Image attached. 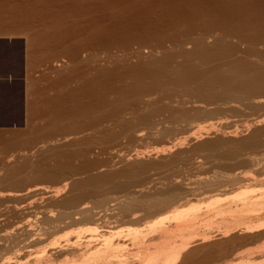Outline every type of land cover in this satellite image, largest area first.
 I'll return each mask as SVG.
<instances>
[{
	"label": "rangeland",
	"instance_id": "374dc122",
	"mask_svg": "<svg viewBox=\"0 0 264 264\" xmlns=\"http://www.w3.org/2000/svg\"><path fill=\"white\" fill-rule=\"evenodd\" d=\"M203 1L202 0H167V1L166 0H159V1L158 0H110V1L109 0H93V1L92 0H0V32L10 33L11 31H15L13 33H27L28 34V35L24 36V38L29 39L28 43L31 44L33 50L37 51V53L36 52H34V53H36V55L38 56V58L35 59V64L37 65V67L35 68L32 80L38 81L41 88H46V93H44L43 97H41L43 99V101H41V103H43V102H45V100H47L50 104L51 102H53L52 100L54 99V101H57V104H59V105H57L58 107H56L55 109L51 108V106H48L46 108L41 107L42 109L41 108L33 109L34 112L38 113V111H39V113H41L39 119L36 116L32 121H27L24 125H19L18 127H13L12 130L0 131V170L2 171L4 169L3 170V172H4L5 170L8 169V167L14 168L16 166V168H17V167H22L24 165L25 167L27 166V169L29 168V170H26V172L23 173V174H26L27 171L32 173V171H30V169L33 166V164H34L33 167H35V166L38 168L40 167V169H41V167L43 168L46 164V166H45L46 168H49V167L51 169L52 168L53 169L60 168L64 172V174L63 173L60 174L61 175L60 177H62V175H64L62 178H60V177L57 179L55 178L56 180L55 179L54 180L45 179L46 182H45V180L38 181L37 180L38 178L35 176L34 172L32 174L27 173L24 176V177H26V180L21 185L23 187L20 186L19 188H16L18 191L17 190L15 191L14 188L7 187L5 185H0V192H1L0 193V239H2V238L8 239V237L12 233L14 234L18 228L16 225H18V226L20 225L19 227H22V228L24 227L25 229L29 226V228H31V227L33 229L35 228L36 231L39 230V228L41 229V230L37 231L38 233L41 231L39 233V234H41V236H40L41 238L39 237V239L41 240L40 244L38 243L40 241H38V242H36L35 240L32 241L34 239V237L32 239L29 237L27 238V236L26 237L24 236V237L19 238L20 240H18V242L20 241V243L18 246L15 245L16 246L15 247L13 244H11V247L13 248L11 250L9 242H7V243L1 242V244H5L10 249L9 250L10 252L8 253V256L10 255L9 257L11 258V259L8 258L10 264L13 262L23 263V261H26V262L31 261V260L33 261L35 258L45 259V258H49V257L53 261L52 263H54V264H68L69 261L72 262V259L74 260L75 252H73V253L63 252L62 253L60 251V249H58L60 247V245L64 246L66 243H68V241L73 242L72 240L75 239L74 238L75 237V229L78 228L75 226V224H74L75 222H73V220H75V219L70 218L73 223H71V220L69 218L66 220H63L64 222H62V223L58 221L60 213H63V212H66V213L71 212L72 214L75 213V205H73L71 207L66 206V205L64 206V205H62L63 200L66 201V199L73 198L76 195V193L80 192L81 190H84V191L86 190L85 193L87 192V194L91 195V197H89L88 200H86L87 198L85 199L87 202L83 201L85 203H90V205L92 203H93L92 205L96 204V203H94L95 202L94 200L98 199L97 196H99L101 198L100 193H102V192L106 193L105 194L106 198H109V199L111 198L112 200L115 198L119 199L120 197L121 198L123 197L122 190L121 191L120 190L114 191L113 189H111V191H109L110 188L107 186H109L110 180L102 178L103 181L97 180V181H95L96 183L95 182H88V181H85V179L86 180L88 179V177H87L88 175H92V177L93 176L95 177V176L105 175V174H110V173L115 174V173H118L121 169L122 170L124 169V167H125L124 164L128 165V164H133V163H142V164L148 163V164L154 165L153 166L154 168L151 166L150 168L147 169L146 173H147V176H149V179L151 178V180H154L153 182L151 180L150 181L154 185L158 186V187L156 186L158 188V189L157 188L155 189L156 191L161 189L160 187H162V186L160 184L164 183L163 179L166 180L172 174L176 175V176L170 177V180L175 179V178H178V179L180 178L181 181H179L178 179H176V180H178L179 183H181L182 185L186 186V189L184 187V189L186 191L190 190V188L191 189L194 188L193 189L194 192L190 193L191 195L188 198L189 200L191 199L190 204L192 202L193 203V204H191L192 206L194 204L196 205L195 207L193 206V209H196L197 206H199V208L202 209V211H205L207 208L206 203L208 204V202H209V201L208 202H206V201L209 200L211 197H215V196L219 195L216 192L211 193V194L205 193L204 190L196 188V186H191L192 183H198L201 181H205L206 179L207 180L214 179L215 177L219 176V174H221L223 172V169L221 168L222 165L221 164L219 165V162H218L219 159H217L218 157L215 158L218 155H215V153L209 154L210 152L208 150L207 151L203 150L202 152H198V153H194V154H191L189 151L191 149H193L195 146L200 145V144L205 143V142H208V143L215 145L217 142H223V141L228 142V141H238V140L240 141V140L246 139L247 137H249V135L252 134L253 131L263 128L262 126H264V124H262L261 126H257V125L255 126V123L260 121L261 120L260 118L262 116L264 117V105L262 107H258V108L252 109V110H247V109H244L238 105L232 104V106H233L232 108L234 110L230 111V110H228V107H227V109L225 107H223L224 109H222V107H221L222 110H219L220 112L213 115V114L208 113L213 107H206V106H203L200 104L199 105L190 104L188 102L189 100H188L187 96H184V95L178 94V93L173 94L171 97L170 96L164 97L166 94L161 92V93H153L150 96H149V94H151V93H147L146 94L147 96H145V94H144V97L141 96L140 100L136 101L137 103L132 102L133 99H130V98H133L134 95H130L131 97L129 96L128 98H126L127 101L130 100V105H127L129 102L127 104H124V106H127V108H125L124 106H123L124 107L123 109L119 108V107L116 108L114 104L118 105V103L113 102V101H115L114 97L111 98L112 96L111 97L109 96L110 93L107 92L108 87L109 86H111V87L117 86L118 87L120 85V87L125 86L124 88H126V86H127L128 88H130L131 86L135 85L134 78L132 77V79L128 80V78H131V77L125 76V78L126 77L127 78L123 79L124 76L121 75L122 78L121 79L119 78L120 80H118V79H116L117 78L116 74H115V76L113 74L112 75L113 78L110 80L112 81L113 79H115V81L114 80L112 81L114 83V85H112L113 83L109 82L110 81L109 79H105L104 75H100V73L97 72V70L100 67H105L107 71L109 70V72L112 69H114L113 71L115 72L118 69L121 70L126 65L129 66V64H128L129 62H130V64H132L131 66H133L135 63H138L140 66L141 65L140 63L145 62L142 64V66H144L143 67L144 70H141L142 69L141 66H140L141 68L140 67L137 68L138 71L140 70V72H142V73H143V71L146 72L147 69L149 70V68L153 69V70L150 69L149 71H151V70L156 71V69L157 70L161 69L163 71L162 68H164L165 71L167 69L170 70V68L172 69V67H175V65H178L180 63L185 62V59L182 56L181 51L183 53L184 52L188 53V50H189V52L192 50V46L187 45V47L184 46L180 51V47H179L180 42L179 41L184 39L183 37H186V36L187 37L192 36L194 38V36L196 35L195 36L196 38L198 36L200 37V34L203 35V32H205V34L208 33L207 35H209V36H210V34L213 35V33H214V35L211 36L213 39L209 38L208 40L206 39L207 41H205V43H207V45L210 44V46L213 44L214 37H217V36L218 37H224L226 35L224 38H226V39L229 38L227 40L228 42L226 41L227 44H231V43L237 44L238 43L237 34H239V36L241 34L242 35L245 34V36H250V39H252V40L256 39V37L258 38V35L260 36L261 34H263V32H264V24H263L264 23V0H235L236 2L234 0H218V1L217 0H203ZM245 3H247L248 6ZM190 5H194V6H190ZM210 5H212L213 8ZM220 5L222 8L220 7ZM205 6H206V8H205ZM207 6L209 8H207ZM127 7L129 8V10ZM167 7H169V8H167ZM190 7H191V9H190ZM233 7H235V8H233ZM240 8L242 11L240 10ZM258 8H259V10H258ZM188 9H189V11H188ZM210 9H211V11H210ZM223 9H225L226 12ZM193 10H195V11H193ZM217 10H219V11H217ZM148 11H149V13H147ZM227 11H230V12H227ZM194 12H196V14H194ZM212 12H214V13H212ZM238 12H240V13H238ZM225 13H226V15H225ZM219 14L221 16H219ZM124 15L126 16V18H124L125 17ZM170 15H171V17H170ZM201 15H203V16H201ZM146 16H148V17H146ZM182 16H183V18L185 17L186 19L185 18L182 19ZM207 17H209L211 19H209V18L207 19ZM229 17L232 18L231 20H233V21H231ZM149 18H150V20H149ZM169 18L172 19L173 21L171 22ZM204 18H205V20H204ZM126 19H128V20H126ZM147 19H148V21H147ZM130 20H132V21H130ZM178 20H180V21H178ZM242 20H244V21H242ZM144 21L145 22L147 21V23H145ZM158 21L160 24L158 23ZM187 21H189V23ZM193 21L195 23H193ZM220 23L222 26L224 25V27L220 26ZM184 24H186L185 27H184ZM230 24H231V27L229 28ZM111 25H113V26H111ZM189 25H191V26H189ZM226 26H228V27L225 28ZM237 26H238V28H237ZM190 27H191V29H189ZM241 28H244V29H241ZM183 29H184V31H183ZM234 30H236V31H234ZM244 30H245V32H244ZM206 31H209V32H206ZM233 31H234L235 35H234ZM246 31L248 32V34ZM261 31H262V33H260ZM110 32H112V33H110ZM169 32L172 35L169 34ZM192 32H193V34H192ZM221 32H222V34H221ZM223 33H225V34H223ZM158 34H160V35H158ZM183 34L185 36H183ZM145 35L148 36V38ZM151 36H153L155 39ZM175 36H176V38L178 36L179 37L176 39ZM230 37H232V39H230ZM139 38H141L142 40ZM152 38L155 41L156 45L154 44L153 40H149ZM179 38H180V40H179ZM164 40H166V41H164ZM163 41L165 43V46L163 45L164 44ZM126 42H128V45L126 44ZM138 42H139V45H138ZM176 42H177V44H176ZM125 45H127V47ZM157 45H159V46L162 45V48L164 49L163 52H166L167 54L170 55V59L168 60L169 62L166 61L167 59L165 60V62L163 61L165 59V58L163 59V55H165L166 53L162 54L161 52H159L158 55H157V53L156 54L154 53V55H152V57H151V55L149 53L150 50L147 51V49H145L146 48L145 46H147L148 49H151V48H156ZM172 45H175V46H172ZM142 46L144 47V50H146V53L142 52L140 54V57H137L138 60H136V58L134 59V57H135L134 53L137 51V47L140 49ZM153 46H155V47H153ZM134 48H135V51H134ZM172 48L174 49V51ZM246 48H247L246 43L241 45V47L239 48V51L236 52L234 54V56H232V57L237 58L239 56V57L247 58L252 63H258L259 60H258V58H256V56H252V54H250V53H247L248 56H247V54H244ZM115 49H117L116 52H114ZM124 49H125V51H124ZM256 49H258V51L264 53V47L259 46ZM103 52H104V55H103ZM171 52L174 54L172 55ZM129 53H131V54L133 53L132 54L133 57ZM249 54H250V56H249ZM94 55H95V58L97 56L96 59L94 58ZM123 55H125V56H123ZM126 55H129V56L126 57ZM130 56L132 57V59L130 58ZM144 56L147 57L146 58L147 61L145 60ZM105 57H106V59H105ZM109 57H110V60H109ZM114 57H116V58H114ZM142 57H143V59H142ZM99 58H101V59H99ZM139 58H140V60H139ZM152 58H154V60ZM158 58L162 59V60L159 61ZM81 60L85 61L86 64ZM102 60H104L105 62ZM113 60H114V63H113ZM133 60H135V61H133ZM186 60H188V59H186ZM192 60H193V63H195V61H197L193 58L189 59L190 62H192ZM148 61L154 62V64L151 66H148L149 65ZM155 61L158 63L160 62V64L156 65L157 63L155 64ZM109 62L113 63V64L111 65ZM126 62H128V63H126ZM80 63H81V65L78 66ZM94 63H96V66H94L95 65ZM75 64H78V65H75ZM145 64H147V65H145ZM155 65H156V68H153V66H155ZM76 66H78V67H76ZM120 66H122V67H120ZM134 66H136V65H134ZM93 67H95V68H93ZM113 71H111V72H113ZM149 71H147V72H149ZM96 72H97V75H96ZM145 72L143 74V79L145 82H147L148 78H145L146 77ZM86 74L89 76L87 77ZM94 74H95V77L93 76ZM97 76H99L100 78ZM102 76L104 78H102ZM84 78H86L90 81L84 80ZM95 79L98 83H96L94 85V83L96 82ZM76 81H77V83H76ZM79 81H81V82L79 83ZM124 81L127 82L128 84L125 83ZM133 81H134V83H133L134 85L132 84ZM119 82H121V84ZM122 82L124 83L123 85H122ZM83 83L85 86L83 85ZM148 83L149 82H147L145 84L147 85ZM53 84L56 85V91H52V89H51ZM115 84H116V86H115ZM117 84H119V85H117ZM81 86H82L83 90H81L82 93H81V91L79 93L82 94L84 100L82 99L80 101L84 102L85 99L88 98L89 100H87V101L89 102L90 106L88 107L89 104L87 103V101L82 103V104H84V108L87 111L84 110V108H83V110H81L82 112L85 111L84 112L85 114L80 112L82 114L81 115L82 118H80L79 112H78L79 113L78 115L76 114V119H77V116H79V118H78L79 120H77V123L80 120L81 121L83 120V121L78 123L82 128L81 129L78 128L75 130V125H74L75 124V113H74L75 112L74 111L75 110V108H74V106H75V92L74 91H75V88H79ZM68 87H69V89H68ZM86 87H88V88H86ZM103 87H106V89L104 88V90H103ZM96 90H97V92H95V93H97L98 95L94 93V91H96ZM101 91H102V94H101ZM84 94H86V95H84ZM94 94H95V96H94ZM103 94H105V95H103ZM87 95H88V97H87ZM90 95H91V97H90ZM106 95L109 98H111V101L114 103L112 105L115 108L113 109V107H110L113 111L112 113L107 112V111H109L110 108L106 107V105L108 103L106 104L105 100L108 101L110 99ZM93 98H94V100H93ZM103 98H106V99H103ZM91 100H93V101H91ZM99 100H101V101L99 102ZM152 100L155 102L161 101V105H165V106L167 105L170 107V109H173L174 111H179V109L180 110L185 109V111H188V115H190V116L186 117V122H171V120L169 119L171 117V114H169L168 112H165V113L162 112V114H160L155 119L156 120V126L154 125L155 128L152 127L153 129H151L149 127H147V128L144 127V129L141 128V130L138 129L139 132H136L134 139L133 138L132 139L124 138L122 133H121L122 134L121 136H123V138L120 137L119 136L120 133L118 134V132H120V129L116 126H114V128H116V130L113 129V125L105 122V120H104L106 118L105 115H107V114L113 115L115 118L117 117V119L121 120V121L126 120V119L131 120V118L133 119V116L131 115L132 114L131 110H133L134 107H135L134 110L136 109V111L143 110L144 104L148 103V101H152ZM94 101L97 103V105H96V103L94 104ZM99 103H100V105H99ZM103 103H104V105H103ZM141 103H142V105H141ZM60 104H61V106H60ZM93 104L96 108L93 106ZM68 105H70V106H68ZM98 105L100 107V110H99ZM130 106H132L133 108ZM138 106H140L141 108L139 107V109H138L137 108ZM101 107H102V109H101ZM61 108H64V110ZM69 108L72 112L69 111ZM87 108H89V109H87ZM93 108H95V109L90 110ZM107 108H108V110H107ZM118 108H119V110L117 111ZM96 109H98L100 112L97 110L99 112L98 113L96 111ZM123 110H125V111H123ZM88 111H90V112H88ZM92 111L94 113L96 112L98 115L96 113H95V115H93L94 113ZM121 111H123V112H121ZM197 111H200V113H202V115L199 116V113ZM62 112L64 113L63 116H62V114H63ZM104 112H105V114H104ZM109 112H111V111H109ZM55 113H56V116H55ZM86 113H87V115H86ZM90 113L92 114V117L90 116L91 115ZM196 113H198V115ZM206 113H208V114H206ZM58 114H60V115H58ZM99 114L101 115L100 116L101 118L100 117H97V118H100L102 120V121L100 120V123H99L100 125L97 124L96 125L97 127L95 126V130H89L88 131V128L86 130V125L90 124V119L92 121L93 117L99 116ZM195 115H197V117ZM58 116H59V118H58ZM64 117H66V118H64ZM70 117H72V118H70ZM56 118H57V120H56ZM83 118H85V120ZM61 119L63 121L60 122L59 124H57L59 121H61ZM65 120H67V121H65ZM219 121L221 122V125H219V126L214 125V124L220 123ZM66 122L67 123L69 122V123L67 124ZM55 123H56V125H53ZM253 123H254V126H253ZM64 124L67 126H63ZM83 125H84L85 129L83 128ZM212 125H214V128L216 127L218 130H220L219 132H221V133H219V135L214 134V132L210 128ZM250 125H252L251 129L249 128ZM52 126H54V127H52ZM99 126H100V128H99ZM56 127L59 130H57ZM254 127H256V129ZM71 128H72V130H71ZM42 129L44 130V132ZM50 129L52 131H50ZM79 129H80V131H79ZM105 129H107V130H105ZM39 130H40V132H39ZM166 130L169 131V133L167 134V136L164 139L162 138L163 139L162 140L161 139L162 134ZM76 131H78V132H76ZM109 131L112 133H115V134L117 133L116 135H118L119 138L116 141L113 140L110 143L107 142L105 139H103L101 141L97 140L98 142L96 140H95V142L93 140H91V139H95L94 138L95 134H96L95 137L100 138V137H102V134L107 135V133H110ZM229 131L230 132H237L238 131L237 132L238 137H236V138L235 137H229L227 135ZM41 132H43V133H41ZM74 132H76V134ZM160 132H162V134ZM192 132H193V134L195 133V136H201V138H200L201 140L199 142L198 141L197 142L196 141L187 142V144L185 145V147L183 149H177V150H175V152L170 153L171 155L170 154H167V155H161L160 154L161 150H163V149H165L171 145L176 144L178 140H181L185 137L187 138L188 136H190L192 134ZM142 133H143V136H142ZM207 133H209V134H207ZM138 134H141L140 135L141 137ZM104 135H103V137H105ZM102 138H100V139H102ZM120 138H122V139H120ZM174 141L176 143H174ZM55 144H56V146H55ZM50 145H52V146H50ZM72 146H74V147H72ZM47 147L48 148H54V147L56 148V153H54V156L53 155L49 156L46 152H44L45 149H48ZM216 150L219 153V152L224 151V148H219ZM39 151L43 152V154L40 153ZM157 151H158L157 155L159 157L156 155ZM4 152H5V154H4ZM60 152H61V154H60ZM65 152H67L69 155ZM135 152L137 154L141 153V152L143 154V152H144V154H146L147 156L143 154L142 155L143 159L139 160V162H138V161L134 160L135 155H136ZM255 153L256 154H254L255 156L253 155V157L261 158V156H262L264 158V145L261 146L258 149V151ZM179 154L181 155V158H188L189 161L187 163H183L178 159V160H175L176 162L173 164L172 167L171 166L169 167L168 163L170 161V158L171 157L176 158ZM3 155H5V156L3 157ZM40 155H42V156H40ZM83 155H84V157H83ZM132 155H133V157H131V158L133 159V161L131 159L130 160L131 162L130 161L128 162L127 159L130 158L128 156H132ZM53 157H55V158H53ZM36 159H37V161H36ZM126 160H127V162H125ZM39 161L40 162L42 161L41 164ZM47 161H48V164H47ZM50 161H52V162H50ZM197 162H199V163H197ZM191 163H194L196 166L194 164H192L193 167H191V165H190ZM31 164H32V166H31ZM52 165H54L55 167ZM194 166H195V168H194ZM76 168L78 169V171L80 170L78 173L81 172L80 175H83V176L74 175ZM219 168H221L222 170ZM71 169L73 170V172H71L72 171ZM245 169H246V171L252 170L249 167H246ZM1 171H0V173H1ZM85 171H88V173L86 175L83 174V173H86ZM5 173H6V171L4 172V174L1 173L2 175L0 177L2 178L5 175ZM23 174H22V176H23ZM167 176H169V177H167ZM178 176H180V177H178ZM76 179L79 181H81V180L83 181L82 185H81L82 187L80 186L78 189H72L73 186L70 184L72 182H75ZM149 179L147 177L146 180L148 181ZM35 180H36V182H35ZM58 180H61V181H58ZM112 180L115 184L116 183L119 184L124 180V177L122 178V176H117V174H115V177L112 178ZM105 181H107V183L103 185L102 183H104ZM150 181H148V182H150ZM88 183H89V185H88ZM94 183H95V185H94ZM145 183H147V182L145 181ZM37 187L38 188L43 187L45 189H48L47 191L49 193L48 192H46L45 194H40V193L37 194L35 192L33 193V190H35ZM103 187L105 190L103 189ZM8 188H11V189H8ZM49 188H50L51 192L49 191ZM99 188L102 190H99ZM29 189H31V191H30V193H27L29 191ZM56 189H58L59 193H58V191H56ZM155 190L147 189V190H145L146 192L145 191L144 192L147 193L149 191L151 193H154V192H156ZM256 190H258V189L256 188L254 192H256ZM8 191L13 192L14 196H11L12 198L6 196ZM130 191L132 192L133 190H130ZM259 191L260 190L257 191V194L254 192H252V193H253V195L255 194L256 196H259V195L264 196V193H263L264 191L263 192L260 191L263 194H258V193H260ZM91 192H92V194L94 193L93 195L95 197H92ZM96 192H97V194H100V195H96L95 194ZM115 192H117V193H115ZM131 192H128V193H131ZM128 193L125 192L124 195L125 194L128 195ZM16 194H19V195H16ZM56 194L58 197L55 196ZM102 196H104V193H102ZM198 198H199V200H198ZM89 199H92V200H89ZM203 201H204L205 205H204ZM181 202H182V200L180 201V203ZM197 203H199V204H197ZM200 203L201 204L203 203V205H201ZM191 205H189V206L192 208ZM209 205L210 204H208V206ZM91 207H93V206H91ZM53 219H55V220H53ZM40 221H41V223H39ZM30 223H32V224L30 225ZM33 229H32V231L34 232L35 229L34 230ZM36 231H35V233L38 234ZM45 231L48 234H46ZM44 233H45V236L43 235ZM211 233H212L211 235L213 237H211L210 242H208L207 244H201L200 242L197 243V241H196V242H194V244L191 247V249L194 248L195 250L194 249H192V250L190 249V250L191 251L194 250L197 252L199 251V253L201 254V253H204V251L205 252L207 251V250H203V247L205 245H208V246L210 244L214 245V243L218 244V243H222L224 241L229 240V238H225V237L223 238V236L221 235L222 231L220 229H218L216 226L211 227ZM2 235H4V236H2ZM235 235L239 236L240 234L236 233ZM71 236H72V238H71ZM21 241H22V243H21ZM199 243L201 245H198ZM23 244H24V246H23ZM53 244H56V245H53ZM57 244L59 245V247ZM51 246H53V249L55 247H58L56 249H58L59 252L56 249H54L55 252H57V253L54 252L53 254L52 253L49 254L50 253L49 251H51V252L54 251L52 248L51 249L53 251L50 249ZM14 247H15V249H14ZM195 247H198V249ZM234 247L239 252L240 251L246 252V250H247V252H251V250H254V252H256L258 249L264 248V236L258 238L257 240L246 242V243L245 242H239ZM45 249H46V251H45ZM48 249H50V250H48ZM202 250H203V252H202ZM209 250H211V251L213 250L211 248V246H210V249H208V251ZM3 254H5V253L3 252ZM54 254H56L57 256ZM0 256H2V255H0ZM262 256L263 255L256 253L254 255V258L260 259V258H262ZM8 259H7V262H8ZM222 262H224V260L221 261V263Z\"/></svg>",
	"mask_w": 264,
	"mask_h": 264
},
{
	"label": "bare ground",
	"instance_id": "6f19581e",
	"mask_svg": "<svg viewBox=\"0 0 264 264\" xmlns=\"http://www.w3.org/2000/svg\"><path fill=\"white\" fill-rule=\"evenodd\" d=\"M245 4H247V3H245ZM190 6H194V5H190ZM210 6H212V5H210ZM247 6H248V4H247ZM220 7H221V5H220ZM167 8H169V7H167ZM205 8H206V6H205ZM207 8H209V7L207 6ZM212 8H213V6H212ZM233 8H235V7H233ZM190 9H191V7H190ZM211 9H210V11H211ZM225 9H223V10H225ZM128 10H129V8H128ZM240 10H241V8H240ZM258 10H259V8H258ZM188 11H189V9H188ZM193 11H195V10H193ZM217 11H219V10H217ZM225 12H226V10H225ZM227 12H230V11H227ZM240 12H238V13H240ZM147 13H149V11ZM212 13H214V12H212ZM194 14H196V12H194ZM225 15H226V13H225ZM183 16H182V19L185 18V17L183 18ZM201 16H203V15H201ZM219 16H221V15L219 14ZM146 17H148V16H146ZM170 17H171V15H170ZM124 18H126V16ZM208 18L209 17H207V19ZM209 19H211V18H209ZM231 19L232 18H230V20ZM126 20H128V19H126ZM149 20H150V18H149ZM204 20H205V18H204ZM130 21H132V20H130ZM147 21H148V19H147ZM147 21L146 22L144 21V22L147 23ZM170 21L172 22L173 20L170 19ZM178 21H180V20H178ZM231 21H233V20H231ZM242 21H244V20H242ZM187 22L189 23V21H187ZM158 23H159V21H158ZM193 23H195V22L193 21ZM186 24H184V27H185ZM111 26H113V25H111ZM189 26H191V25H189ZM220 26H222L221 23H220ZM222 27H224V25ZM227 27L228 26H226L225 28H227ZM230 27H231V24H230L229 28ZM237 28H238V26H237ZM189 29H191V27ZM241 29H244V28H241ZM183 31H184V29H183ZM234 31H236V30H234ZM234 31H233V33H234ZM262 31L260 33H262ZM206 32H209V31H206ZM244 32H245V30H244ZM110 33H112V32H110ZM169 34H171V33L169 32ZM184 34H183V36H185ZM192 34H193V32H192ZM207 34H205V32H203V35L200 34V37L198 36L197 38L195 37L196 35L194 36V38L192 36L191 37H189V36L187 37L186 36V37H183L184 39H182L181 41H179L180 40V38H179L178 41L180 42V44H179L180 51H181V49L184 46L187 47V45H191L192 46V50L190 52L188 50V53L187 52L183 53L181 51L182 56L185 59V62L180 63L178 65H175V67H172V69L170 68V70L167 69L168 71L167 70L165 71L164 68H162L163 71L161 69L160 70L156 69V71H152L153 70L152 68H149V70L152 69L151 71H149L146 68L147 71H149V72L143 71V73H142V72H140V70L138 71L137 68H139L140 66L142 67L141 70H144L143 69L144 66H142V64L145 63V62H143V63L139 62L141 64L140 66H139L138 63H135V64L133 63L136 66L138 65L137 67L134 66V65H133L134 66L133 67V66H131L132 64H130V62L129 63L126 62V63L129 64V66L126 65L121 70L118 69L115 72L113 71L114 69L111 70L113 72H111V71L109 72V70L107 71L105 67H100L97 70V72H99L100 75H104L105 79H109L110 80V79L113 78L112 75L114 74V76H115V74H116V76H117L116 79H118V80H120L122 78V76H124L123 79L125 78V76H127V77L130 76L131 78H128V80L132 79V77L135 80V85L133 84L134 81L132 82V84L134 86H131L129 84L131 86L130 88H128L127 86H126V88H124L125 86L120 87L119 84H117V85H119L118 87L116 86V84H115L116 87L109 86L107 92L110 93L109 96L110 97L112 96L111 98L114 97L115 101H113V102L118 103V105L114 104L111 101V98H109L106 95L110 99L108 101L105 100L106 102L104 101L106 104L108 103L106 105V107H109V108L113 107V109L115 107L116 108L119 107V108H122V109L124 107L127 108V106H124V104H127L129 102L127 105H130V100L129 101L126 100V98H128L130 95H134L133 98H130V99H133L132 102L137 103L136 101L140 100L141 96L144 97V94H145V96H147L146 95L147 93H151V94H149V96H150L153 93H161V92L166 94L164 97H169V96L171 97L173 94L178 93V94H182L184 96H187V98L189 100L188 102L190 104H193V105H195V104L199 105L200 104V105H203V106H206V107H213L208 112L209 114H213V115H215L216 113L220 112L219 110L224 109L223 107H225L226 109L228 107V110H230V111L234 110L232 108L233 107L232 104L233 105H238V106H240V107H242L244 109H247V110H252V109H255V108H258V107H262L264 105V53L258 51V49H256V48L259 47V46L264 47V32L260 36L258 35V38L256 37V39H254V40L250 39V36H245V34H243V35L241 34L240 36H239V34H237V36H238L237 37V40H238L237 44H232V43L231 44H227L226 41L229 38L228 39L224 38L226 35L224 37H218L217 36V37H214V41H213V44L211 46H210V44L207 45V43H205V41H207L209 38H212L211 36H213L214 33H213V35L210 34V36L207 35ZM221 34H222V32H221ZM223 34H225V33H223ZM247 34H248V32H247ZM158 35H160V34H158ZM234 35H235V33H234ZM146 37L148 38V36H146ZM151 37H153V36H151ZM153 38L149 39V40H153ZM175 38H176V36H175ZM139 39H141V38H139ZM230 39H232V37H230ZM164 41H166V40H164ZM164 41H163V43H164ZM153 42L155 44L154 40H153ZM245 43L247 44V48H246L244 54L250 53V54H252V56H256V58H258V60H259L258 63H252L247 58H243V57H239V56H238L239 58L238 57L237 58H235V57L233 58L232 57V56H234V54L236 52L239 51V48L241 47V45H243ZM126 44L128 45V42H126ZM176 44H177V42H176ZM127 45H125V46L127 47ZM138 45H139V42H138ZM163 45L165 46V43ZM172 46H175V45H172ZM142 47L140 49L137 47V51L134 53V56H135L134 59L136 58V60H138L137 57H140V54L142 52L146 53V50H144V47L143 48ZM145 47H146L145 49H147V51L150 50L149 53H150L151 57H152V55H154V53L155 54L157 53V55H158L159 52H161L162 54L166 53V52H163L164 49L162 48V45L161 46L157 45L156 48H151V49H148L147 46H145ZM153 47H155V46H153ZM116 50L117 49H115L114 52H116ZM124 51H125V49H124ZM134 51H135V48H134ZM173 51H174V49H173ZM129 54H131V53H129ZM132 54H131V56L133 57ZM173 54L174 53H172V55ZM250 54H249V56H250ZM103 55H104V52H103ZM123 56H125V55H123ZM127 56H129V55H126V57ZM131 56H130V58L132 59ZM247 56H248V54H247ZM116 57H114V58H116ZM94 58H95V55H94ZM96 58H97V56H96ZM146 58L147 57H145V60H146ZM190 58H193V59H195L197 61H195V63H193V60H192V62H190L189 61ZM99 59H101V58H99ZM105 59H106V57H105ZM142 59H143V57H142ZM152 59L154 60V58H152ZM163 59H164L163 60L164 62H165L166 59H167L166 61H168L170 59V55L166 53L165 55H163ZM186 59H188V60H186ZM109 60H110V57H109ZM139 60H140V58H139ZM160 60H162V59H159V61ZM81 61H83V60H81ZM102 61H104V60H102ZM133 61H135V60H133ZM83 62L85 63V61H83ZM113 63H114V60H113ZM113 63H110V64L112 65ZM94 64L93 65L96 66V63H94ZM148 64H149L148 66H151V65L154 64V62L148 61ZM155 64L158 65V64H160V62L158 63V62L155 61ZM75 65H78V64H75ZM80 65H81V63L78 66H80ZM145 65H147V64H145ZM156 65L153 66V68H156ZM78 66H76V67H78ZM120 67H122V66H120ZM93 68H95V67H93ZM97 72H96V75H97ZM144 72L146 73L145 74L146 75L145 78H148V80H149V81L147 80V82H149L147 85L145 84L147 82H145L144 79H143ZM86 76L88 77L89 75L86 74ZM93 76L95 77V74ZM99 76H97V77H99ZM102 78H104V77L102 76ZM84 80H88V79L84 78ZM113 80L115 81V79H113ZM88 81H90V80H88ZM95 81H96V79H95ZM112 81L110 80L109 82H112ZM80 82L81 81H79V83ZM76 83H77V81H76ZM96 83H98V82L96 81L94 83V85ZM119 83L121 84V82H119ZM125 83H127V82H125ZM123 84L124 83L122 82V85ZM83 85H84V83H83ZM112 85H114V83ZM86 88H88V87H86ZM104 88L106 89V87H103V90H104ZM68 89H69V87H68ZM81 90H83L82 86L79 87V88H75V91H74L75 92V106H74V108H75L74 111L75 112L74 111L73 112L75 113V124H74L75 125V130L78 129V128H80V129L82 128L78 123L83 121V120L82 121L80 120L77 123V120H79L78 119L79 116H77V119H76V114L78 115L80 112L85 114L84 113L85 111H83V112L81 111L84 108V104H82V103H84L87 100H89L87 98V99H85L84 102L80 101V100L83 99V96L81 94L82 93ZM80 91H81V93H79ZM95 92H97V90L94 91V93ZM95 94H97V93H95ZM95 94H94V96H95ZM101 94H102V91H101ZM84 95H86V94H84ZM91 95H90V97H91ZM103 95H105V94H103ZM87 97H88V95H87ZM103 99H106V98H103ZM93 100H94V98H93ZM93 100H91V101H93ZM100 101L101 100H99V102ZM87 103L89 104L88 101H87ZM95 103L96 102L94 101V104ZM94 104H93V106H94ZM112 104H114L115 107ZM96 105H97V103H96ZM99 105H100V103H99ZM99 105H98V107H99ZM103 105H104V103H103ZM141 105H142V103H141ZM60 106H61V104H60ZM68 106H70V105H68ZM89 106H90V104L88 105V107ZM130 107H132V106H130ZM139 107L140 106H138L137 108L139 109ZM221 107H222V109H221ZM95 108L90 109V110H94ZM119 108L117 109V111L119 110ZM134 108H133V110H131L129 108L132 111L131 115L133 116V119L131 118V120H127L126 119V120H122L121 121V120H118L117 117L115 118L113 115H109L107 113H106L107 115H105L106 118L104 120H105V122L110 123L111 125H113V129L116 130V128H114V126H116V127H118L120 129V132H118V134L120 133L119 134L120 137L123 138V136H124V138H128V139H132L133 138L134 139V136L136 135V132H139L138 129L141 130V128L144 129V127L145 128L149 127L151 129L155 128L154 127V125L156 126V120L155 119L160 114H162V112H164V113L168 112L169 114H171V117L169 118L171 120V122H186V117L190 116V115H188V111H185V109L184 110L183 109L182 110L179 109V111H174L173 109H170V107L167 106V105L166 106L165 105H161V101H158V102H155L153 100L152 101H148V103L144 104V109L143 110L136 111V109L134 110ZM61 109L64 110V108H61ZM87 109H89V108H87ZM101 109H102V107H101ZM110 109H109V111H111V112L107 111L108 113H112L113 112L112 109L111 110ZM84 110H86V109L84 108ZM97 110L98 109H96V111ZM99 110H100V107H99ZM107 110H108V108H107ZM69 111H71L70 108H69ZM123 111H125V110H123ZM123 111H121V112H123ZM88 112H90V111H88ZM197 112L199 113V116L202 115V113H200V111H197ZM81 113H80V118H82L81 117V115H82ZM95 113L93 115H95ZM198 113H196V114L198 115ZM208 113H206V114H208ZM104 114H105V112H104ZM58 115H60V114H58ZM63 115H64V113L62 114V116ZM86 115H87V113H86ZM197 115H195V116L197 117ZM55 116H56V113H55ZM90 116L92 117V114ZM100 116H101L100 114H99V116H96V117L94 116L92 121L90 119V124L86 125V130H87V128H88V131L89 130H95V126L100 123V120H101ZM97 117H100V118H97ZM58 118H59V116H58ZM64 118H66V117H64ZM70 118H72V117H70ZM83 119L85 120V118H83ZM260 119H261L260 121L255 123V126L256 125L257 126H261L262 124H264V117L262 116ZM56 120H57V118H56ZM62 121L63 120L61 119V121H59L57 124H59ZM65 121H67V120H65ZM65 124L63 126H67ZM53 125H56V123L53 124ZM84 125H83V128H84ZM214 125L219 126V125H221V122L217 123V124H214ZM214 125H212L210 128L212 129V131L214 132L215 135H219V133H221V132H219L220 130H218L216 127L214 128ZM251 126L252 125H250V127H249L250 129H251ZM253 126H254V123H253ZM52 127H54V126H52ZM262 127L263 128L259 129V130H255L256 127H254L255 131H253L252 134L249 135V137H247L244 140L228 141V142H224V141L223 142H217L215 145L211 144V143H208V142H205V143H202L200 145L195 146L193 149H191L189 151L191 154H194V153L202 152L203 150H206V151L208 150L210 152L209 154H214L215 153V155H218L215 158L218 157L217 159H219V161H218L219 165L220 164L222 165L221 168L223 169V172L221 174H219V176H217V177H215L214 179H211V180L210 179L209 180L206 179L205 181H201V182H198V183H192L191 184V186H196V188L204 190L205 193H210L211 194V193L216 192L217 194H219V195L216 194L217 196L211 197L210 199L208 198L209 200H207L206 202L209 201L208 204H210V205L208 206V204L206 203V207L208 209L206 208L205 211H202V209H200L199 206H197L198 209L197 208L193 209V206L195 207L196 205L194 204L192 206L191 204H193V203L191 202V204H190V200L191 199L189 200L188 198L191 195L190 193L194 192L193 191L194 188H192V189L190 188V190L186 191L185 190L186 186H184L181 183H179V181H181L180 178L179 179L175 178V179L170 180V177H173V176L175 177L176 175L172 174V175H170V177L167 176L169 178H167L166 180L163 179V182L165 184L164 183L160 184L162 186V187H160L161 189L156 191L155 189L158 186L154 185L152 183L154 180H151V178L149 179V176H147V173H146L147 169L150 168L151 166L153 167L154 165H151V164H148V163L147 164H142V163L128 164L127 163L128 165L124 164L125 165L124 169L123 170L121 169L122 171L120 170L118 173H115V174H117V176H122V178L124 177V180L121 183H119V184L118 183L115 184L113 182L114 179L112 180V178L115 177V174H113V173L112 174L110 173V174H105V175H99V176H95V177L94 176L92 177V175H88L87 176L88 179L87 180L85 179V181H88V182H95L97 180H102V178L110 180L109 186H107V187L110 188L109 191H111V189H113L114 191L115 190L116 191H118V190L121 191L122 190L123 197L122 198L120 197L119 199L115 198V199L112 200L111 198L110 199L106 198V195H105L106 193L105 192H102V193H104V196H102V193L99 192L101 194V198L99 196H97L98 199L94 200L95 201L94 203H96V204L92 205L93 204L92 203L90 205V203H85V202H87L86 200H88V198L91 197V195L87 194V192L85 193L86 190L85 191L81 190L82 192L81 191H80L81 193L78 192L79 194L76 193V195L73 198H70V197H69L70 199H66L65 198L66 201L63 200V204L62 205H64V206L66 205V206H69V207L75 205V213L74 214H72L71 212L70 213L69 212L68 213H66V212L60 213L58 221L62 223V222H64L63 220H66L68 218L69 219L70 218L71 219H75V220H73V222H75L74 224L78 228L75 229V237H74L75 241L74 240H72L73 242L68 241V243H66L64 246L60 245V247H59V245H58L59 243H58L57 245H58L59 248L55 247L54 249L58 248V249H60V251L62 253L63 252H71V253L75 252V255L73 254L75 256L74 260L72 259V262L69 261L68 264H264V248L258 249L256 252H254V250H251V252H247V250H246V252H243V251L239 252L234 247L239 242H245L246 243V242L257 240L258 238L264 236V196L263 195L256 196L255 194L253 195V193H252V192L255 191L256 188L258 190L262 191V192L264 191V158L262 156H261V158L253 157V155L256 154L255 152H257L258 149L261 146L264 145V126H262ZM99 128H100V126H99ZM51 129H50V131H52ZM80 129H79V131H80ZM57 130H59V129L57 128ZM71 130H72V128H71ZM105 130H107V129H105ZM39 132H40V130H39ZM43 132H44V130H43ZM43 132H41V133H43ZM76 132H78V131H76ZM76 132H74V133L76 134ZM229 132L227 134L229 137H235V138L238 137V135H237L238 131L237 132H230V133ZM121 133L123 134V136H121L122 135ZM160 133L162 134V132H160ZM168 133H169V131L166 130L162 134L161 139L162 138L164 139L167 136ZM116 134L112 133V132L107 133V135L102 134V137H103V135L105 136L103 138L100 137L102 139H100L98 137H95L96 136V134H95V136L93 135L95 139H91V140H93L95 142V140L96 141L97 140L101 141V140L105 139L107 142L110 143L113 140L116 141L119 138L118 135H116ZM207 134H209V133H207ZM138 135L140 136L141 134H138ZM142 136H143V133H142ZM122 138H120V139H122ZM200 138H201V136H195V133L193 134V132H192V134L190 136H188L187 138L185 137V138H183L181 140H178L177 143L174 141V143H176V144L171 145V146L161 150L160 154L161 155H167V154H170L172 152H175V150H177V149H183L185 147V145L187 144V142H191V141H196V142L198 141L199 142L201 140ZM50 146H52V145H50ZM55 146H56V144H55ZM72 147H74V146H72ZM54 148L45 149L46 151L44 150V152H46L49 156L50 155L54 156V153H56V148L55 149ZM219 148H224V151L218 153V151L216 149H219ZM40 153L43 154V152H40ZM65 153H67V152H65ZM4 154H5V152H4ZM60 154H61V152H60ZM143 154H144V152H143ZM143 154H142V152L138 153V154L136 153V155L134 154L135 155V159L134 160L139 162V160L143 159L142 158ZM157 154H158V151H157L156 155ZM144 155H146V154H144ZM4 156L5 155H3V157ZM40 156H42V155H40ZM83 157H84V155H83ZM128 157H130V158L129 159L126 158V159L129 162L132 159L131 157H133V155L132 156H128ZM53 158H55V157H53ZM178 159L181 162H183V163H187L189 161L188 158H181V155L179 154L176 158H174V157L170 158V161L168 163L169 167L170 166L172 167L173 164L176 162L175 160H178ZM127 160L125 162H127ZM36 161H37V159H36ZM52 161H50V162H52ZM132 161H133V159H132ZM41 162H40V164H41ZM197 163H199V162H197ZM47 164H48V161H47ZM192 164H194V163L190 164L191 167H193ZM54 165H52V166H54ZM31 166H32V164H31ZM33 166H34V164H33ZM33 166L31 167L30 171H32V173L34 172L35 176L38 178L37 179L38 181H43L45 179L54 180L55 178L56 179L59 178L61 176L60 175L61 173L64 174L63 170H61L60 168H58V169L57 168H55V169L52 168L51 169L50 167L46 168L45 167L46 164H45V166L43 168L41 167V169H40V167L38 168L36 166L35 167H33ZM195 166H194V168H195ZM246 167H249L252 170L251 171H246V169H245ZM221 168H219V169H221ZM3 170L2 171L0 170L1 173L4 174L5 171H6V173H5V175L2 178L0 177V183H1L0 185H5L7 187L14 188L15 191L17 190L16 188H19L25 182L26 177H24V176L27 173H31V172L27 171L26 174H23V173L26 172V170H29V168L27 169V166L25 167L24 165L22 167H17V168H16V166L14 168H12V167L9 168L8 167V169L5 170L4 172H3ZM79 171L76 168L75 172H74L75 173L74 175L83 176V175H80L81 172L78 173ZM71 172H73V170ZM85 172L86 173H83L84 175H86L88 173V171H85ZM1 173H0V176L2 175ZM21 173L23 174V176H22ZM63 176L64 175H62V177ZM62 177H60V178H62ZM147 177L149 179L148 181L151 180L152 182L151 181L148 182L146 180ZM178 177H180V176H178ZM176 179H178L179 181L176 180ZM58 181H61V180H58ZM145 181L147 183H145ZM35 182H36V180H35ZM45 182H46V180H45ZM82 182H83L82 180L79 181V180L76 179L75 182H72L70 185L73 186L72 189H78L82 185ZM95 183H94V185H95ZM106 183H107V181H105L102 184L104 185ZM88 185H89V183H88ZM21 187H23V186H21ZM104 187H103V189H104ZM184 187H185V189H184ZM11 188H8V189H11ZM100 188H99V190H102ZM147 189H149V190L153 189L156 192L151 193V192L148 191L147 193H145L146 192L145 190H147ZM47 190L48 189H45L43 187H39V188L37 187L35 190H33V193L35 192L37 194L38 193L45 194L46 192H48ZM130 190H133V191L131 192ZM258 190H256V192H254V193L257 194ZM9 191H8L6 196H8V197L14 196L13 192H9ZM30 191H31V189H29V191L27 193H30ZM49 191H50V188H49ZM56 191H58V189H56ZM124 191L126 193H128V192H131V193H128V195L125 194L126 195L125 196L124 195V193H125ZM262 192H260L258 194H263L264 192L263 193ZM58 193H59V191H58ZM115 193H117V192H115ZM91 194H92V192H91ZM93 194H92V197H95ZM95 194L96 195H100V194H97V192ZM16 195H19V194H16ZM55 196L58 197L57 194ZM89 200H92V199H89ZM181 200H182L183 203L182 202L180 203ZM198 200H199V198H198ZM81 201L82 202L85 201V202L82 203ZM203 203H204V201H203ZM203 203L202 204L200 203V204L203 205ZM197 204H199V203H197ZM189 205H191L192 208ZM204 205H205V203H204ZM91 206H93V207H91ZM53 220H55V219H53ZM41 221L39 223H41ZM73 222L71 220V223H73ZM31 224L32 223H30V225ZM16 226L18 227L17 231H15V233L13 234L12 233L14 231L13 230L11 232L12 234L8 237V239L7 238L0 239V255H2V256H0L1 257L0 258V264H10L9 259H11L9 257L10 255L8 256V253L10 252L9 251L10 250L9 247L6 246L5 244H1V242L2 243L9 242L10 243V247H11V244H13L14 246L15 245L18 246L19 243H20V241L18 242V240H20L19 238L27 236V238L29 237V238H32V239L34 237L33 240L31 239L32 241H34V240L36 242L40 241L38 243L39 244L41 243V240L39 239V237L41 236V234H39V233L41 231L39 233L37 232V231L41 230L40 228H39V230L36 231L35 228H34L35 229L34 230L30 226L34 230V232H33L32 229L29 228V226L27 227L29 230L27 228L25 229L24 227L23 228L19 227L20 225L19 226L16 225ZM212 226H216L218 229H220L222 231L221 235L223 236V238L224 237L225 238H229V240L226 239L227 241H224V242L218 243V244L214 243V245L213 244L212 245L210 244L209 246L205 245L203 247V250H207V251L206 252L204 251V253H201V254L199 253V251L198 252L194 251L195 250L194 248H192L194 250L191 251L192 250L191 247L194 244V242L197 241V243L200 242L201 244H207L208 242L211 241V237H213L211 235L212 234L211 233V227ZM35 231L38 234H36ZM236 233L237 234L239 233L240 235L236 236L235 235ZM46 234H48V233L46 232ZM43 235L45 236V233ZM2 236H4V235H2ZM71 238H72V236H71ZM21 243H22V241H21ZM200 243L198 245H201ZM53 245H56V244H53ZM23 246H24V244H23ZM210 246L213 249L212 251L211 250L208 251V249H210ZM15 247H14V249H15ZM51 248L53 249V246H51L50 249ZM195 248L198 249V247H195ZM12 249L13 248L11 247V250ZM50 249H48V250H50ZM58 249H56V250L58 251ZM203 250H202V252H203ZM45 251H46V249H45ZM3 252L5 254H3ZM49 252H50L49 254H51V253L53 254L55 252V250L53 252H51V251H49ZM55 253H57V252H55ZM256 253H259L260 255H263L262 258L255 259L254 255ZM54 255H56V254H54ZM7 259H8V262H7ZM223 260H224V262L221 263V261H223ZM52 262L53 261L49 257V258H45V259L35 258L33 261L32 260L31 261H27V262L23 261V263H21V262H17V263L13 262V263L14 264H54ZM13 263H11V264H13Z\"/></svg>",
	"mask_w": 264,
	"mask_h": 264
},
{
	"label": "crops",
	"instance_id": "0c3cea01",
	"mask_svg": "<svg viewBox=\"0 0 264 264\" xmlns=\"http://www.w3.org/2000/svg\"><path fill=\"white\" fill-rule=\"evenodd\" d=\"M13 32H0V131L12 130L36 116L39 119V111L33 109L48 106L55 109L58 105L54 100L50 104L47 100L41 103L46 88L32 80L37 51L32 49L29 39L24 38L27 33ZM51 89L56 91V85Z\"/></svg>",
	"mask_w": 264,
	"mask_h": 264
}]
</instances>
